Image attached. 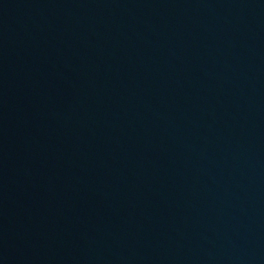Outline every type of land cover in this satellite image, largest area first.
I'll list each match as a JSON object with an SVG mask.
<instances>
[{"label": "water", "instance_id": "obj_1", "mask_svg": "<svg viewBox=\"0 0 264 264\" xmlns=\"http://www.w3.org/2000/svg\"><path fill=\"white\" fill-rule=\"evenodd\" d=\"M0 264H264V0H0Z\"/></svg>", "mask_w": 264, "mask_h": 264}]
</instances>
